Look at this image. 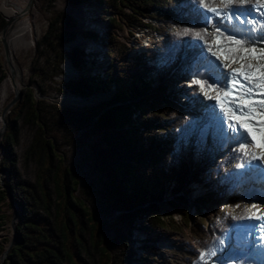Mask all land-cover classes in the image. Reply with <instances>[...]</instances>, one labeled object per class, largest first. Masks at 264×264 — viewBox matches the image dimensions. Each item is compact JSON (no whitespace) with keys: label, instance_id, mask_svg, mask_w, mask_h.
Returning <instances> with one entry per match:
<instances>
[{"label":"rangeland","instance_id":"1","mask_svg":"<svg viewBox=\"0 0 264 264\" xmlns=\"http://www.w3.org/2000/svg\"><path fill=\"white\" fill-rule=\"evenodd\" d=\"M250 1L247 0V3ZM205 3H209L210 6H219L220 0H205ZM237 6V4L230 5L233 9ZM121 8L124 12H130L129 8ZM199 9L202 10L203 6H200ZM61 12L75 15L79 21L77 27L66 30L64 36L67 38L70 35L76 37L66 47L68 56L73 59H75L73 49L81 46L82 43H84L85 52L96 48L102 49L98 42L87 40L84 35L82 36L86 26L101 34L111 32L110 35L117 39L116 43L120 52L114 55L116 61L113 59L110 61L111 59L106 56V51L99 52V62L105 63L104 67L107 66L113 73L118 70L144 73L146 68L156 74H159V70L163 68L171 72L174 71L173 74H164L163 79L155 82L147 76V80L151 81L148 86L149 89L152 88V91L154 88L160 90V95L154 94L153 97L155 98L151 97L148 100L162 102L161 106H157L158 110L154 109L156 114L150 115L151 119H157L150 127L154 131L150 136L156 135V142L160 145V151L165 150L162 153L163 159L160 164V168L166 171V179L163 185L164 195L163 200L157 204L163 212V220L165 225H169V229L157 228L153 235L146 234L139 228V225L143 223L140 220L136 221L131 228L117 223L119 212L97 216V219L107 227L109 238L115 236V228H119L127 236L130 250L134 255L129 264H142L138 260L144 256H148L146 257L149 258L147 259L148 264H203L199 256L202 250L215 252V255L206 257L210 264H220L218 259L220 257L224 258L225 264H264V160H252L253 167L249 166L251 154H259L264 150L260 147L259 135H257L255 147L252 146L251 137H248L247 151L249 155L245 156L244 151L239 150L238 143L227 139L225 136L221 138L217 136V133H214V123L213 129L206 125L208 121L203 118V112L212 108H205V105L215 104L217 93H222L225 89L219 84L209 88V81L201 75L193 76L192 73L197 71L198 65L204 63L207 57L216 60L217 63L221 64V67L227 61L217 60L208 51L210 46L215 49L212 40L217 35L216 27L211 28L209 25L205 27L206 32L209 33L207 42L195 37L197 28L202 25L198 21L203 19V17L200 18L199 13L197 14L195 0H170L168 5L159 9L153 7L148 14L141 16V19L148 24V27L143 28V30L131 26V23L126 22L120 11L116 9L106 12L101 9H94L92 6L89 7L88 4L76 8L71 6L67 0H35L31 9L30 21L33 24V36L36 38V42L30 50L21 52L17 57L26 83L22 89L21 98L25 95L24 92L30 88L38 100L63 107L79 108L99 104L105 101L106 97L105 95L102 96L103 94H98L90 99H81V103H63L55 98L61 94L71 95L68 92H61L60 85L63 81L78 75L77 69H74L76 68L74 63L68 61L63 65L66 71L65 75L56 78L54 81L46 80V73L51 72L52 67L49 61L53 62V60L51 59V50L45 46L44 36L58 13ZM230 14L216 16L208 12V17L212 24H218L220 21L224 22L226 16ZM112 16L115 17L118 25L112 26L109 21ZM7 24V18L0 11V76L1 70L6 76L8 74L5 66V45L2 40ZM185 28L189 29L187 35H177V32ZM225 29V27L220 26V32L223 33V36L233 34L225 31ZM147 36L153 37L154 41L157 43L161 41V43L156 44V46L152 44L156 49L153 51L150 49L147 55L142 54L140 57V53L144 52L142 49L145 48ZM47 40L52 41L51 37ZM178 43L181 44L180 47H176ZM199 47H203L205 54L203 57L199 53ZM175 52L177 57L174 54L171 56ZM238 67H240L239 63H231V68ZM68 69L73 72L70 73ZM224 71L227 72L230 69H224ZM200 72H203V68L200 69ZM197 79L203 81L204 91L208 93L207 96L201 90V85L194 83ZM149 92L146 89L142 94H140L141 92L138 93L142 98ZM167 95L173 106H167L162 101ZM12 107L6 111V127ZM214 111L216 114L221 112L218 104ZM163 121L169 127L165 137L161 135L158 129ZM219 126L217 123L216 127L219 128ZM19 128L21 134L16 151L19 165L23 176L36 183L40 165L37 160L27 157V150L33 139L35 129L24 125L22 121H19ZM138 130L142 132L143 126L139 125ZM98 137V134L88 132L77 143L71 145L60 143L59 153L65 166L74 169L79 175L80 187L77 194L90 202L89 204L94 202L97 207H103L105 203L101 193L105 194V191L102 186L107 181L88 156L90 146L94 141H97ZM243 142L240 141V143ZM170 151L175 156L177 155L185 166L194 169L199 176L197 179H193L192 176L185 175V178L182 179L185 183L184 186L176 190L177 174H180L181 170L170 171L168 165H172V162L176 160L175 156L170 155ZM2 156L3 149L0 147V160ZM238 164L242 167L237 168L236 165ZM0 177L4 181L7 178L6 176L2 177L1 173ZM213 193L218 196V199L214 201L211 197ZM207 194L206 201H199L201 196ZM178 196L185 197L184 211L179 212L171 207V202L183 206L182 203L175 200ZM13 211L14 209L10 210L9 208L10 217L5 225L6 230L0 231V240L10 238L7 249L14 237L11 223ZM203 214L207 216V219L202 222ZM185 223L188 225L186 226ZM221 239L225 241L224 245L219 243ZM95 256L98 257L97 254Z\"/></svg>","mask_w":264,"mask_h":264},{"label":"trees","instance_id":"2","mask_svg":"<svg viewBox=\"0 0 264 264\" xmlns=\"http://www.w3.org/2000/svg\"><path fill=\"white\" fill-rule=\"evenodd\" d=\"M67 2L76 8L88 4L89 7L106 12L116 9L131 26L145 28L148 24L141 16L148 14L153 7L159 9L168 5L170 0H67ZM121 7L129 8L130 12H124ZM237 8L240 9L236 14L239 19L220 21L218 24L236 34L235 39L247 40L249 35L255 37L264 33V6L257 3V0H251L250 3L238 5ZM198 13L200 18H204V14L208 16L207 8L204 7L202 10L197 9ZM54 20L44 36L45 46L51 50L53 60L49 61L52 67L51 72L46 73V80L52 81L65 74L63 65L67 59H71L66 46L76 37L72 35L64 37L65 31L79 24L75 16L64 12L58 13ZM109 21L112 26L118 25L114 16L110 17ZM201 24L202 27L199 26L196 31L200 32L204 37L203 41L207 42L209 37L205 29L207 25ZM208 25L211 28L217 26L212 23ZM253 29L255 31H251ZM110 33L101 34L85 26L82 36L98 42L102 49L96 48L85 52L84 43L75 47L74 61L80 76L77 79H67L60 85L61 92L81 97L103 94L102 96L106 97L105 101L93 106L63 107L38 100L33 90L29 88L11 108V116L7 120L2 138L3 156L0 160V170L3 176L7 177L3 185L0 177V231L6 230L5 225L10 217L9 208L10 210L16 208L18 217L13 244L10 243L7 249L10 238L0 240V264H129L134 255L130 250L127 236L119 228H115V236L108 238L107 227L96 219V216L113 214L115 209L121 211L117 223L129 228L140 220L143 223L139 228L146 234L153 235L157 228L169 229L157 204L163 200L164 195L166 171L160 168V164L165 150L160 151L156 135L150 136L154 132L150 127L157 121L156 118L151 119L150 115L156 114L154 109L158 110L157 106H161L162 102L148 100L160 95V90L154 87L153 91L152 88L149 89L151 81L147 80V76L155 82L163 79L164 74H173L174 71L163 68L156 74L146 68L144 73L139 71L131 73L130 70H118L113 73L107 66L104 67L105 63L99 62V52L105 51L110 61L117 60L114 55L120 52V48L117 46V39ZM50 37L52 41L47 40ZM180 45L178 43L176 47ZM255 46L264 45L257 41ZM173 54L177 57L176 52L171 56ZM1 72L0 86L6 77L2 70ZM146 89L150 91L149 94L140 98L138 92L142 94ZM162 101L167 106H173L168 95ZM202 116L208 121L206 125L211 129L213 123L215 124L214 133H217V136L231 139V134L225 131L229 124L227 119L223 123L224 130H221L222 111L216 114V111L206 109ZM19 121L35 129L27 157L37 160L40 165L36 183L23 176L19 165L16 152L21 134ZM217 123L220 125L219 128L216 127ZM139 125L143 126L142 132L138 130ZM158 129L165 137L169 127L163 121ZM88 132L99 136L90 146L88 156L107 181L102 186L105 191V194L101 193L105 203L103 207H97L94 202L89 204L90 202L77 194L80 187L79 175L74 169L65 166L59 153L60 143L70 145L77 143ZM170 155L175 156L172 151ZM175 159L168 167L171 172L181 170L180 174H177L176 190L184 186L182 179L185 175L188 174L193 179L199 176L190 166H185L177 155ZM9 191L12 193L11 200ZM207 197L208 194L201 196L199 201L204 202ZM211 197L213 201L218 199L216 193ZM175 200L183 206L171 202V207L179 212L184 211L185 197L178 196ZM205 219L207 216L203 214L201 221ZM146 257L148 256L138 261L148 264L149 258Z\"/></svg>","mask_w":264,"mask_h":264},{"label":"snow or ice","instance_id":"3","mask_svg":"<svg viewBox=\"0 0 264 264\" xmlns=\"http://www.w3.org/2000/svg\"><path fill=\"white\" fill-rule=\"evenodd\" d=\"M257 3L264 6V0H257ZM195 4L197 9L203 6L207 8L208 12L216 16L231 13L226 16V19L230 21L232 19H239L235 13L240 11L239 8L233 9L230 5L237 4L243 6L247 4V0H220L219 6H210L209 3H205V0H195ZM198 22L205 25L212 23L207 14H204V18ZM225 31H228V29H225ZM188 32L189 29L185 28L177 32V35H187ZM216 33L217 35L212 40L215 49L210 46L208 51L217 60L227 62L221 67V64L217 63L216 60L207 57L204 63L198 65L197 71L192 73V75L204 77L210 82L209 88L212 85L219 84L225 89L222 93H217L215 104L205 105V108L211 107L214 111L216 105H219L222 111V116H220L221 130H224L223 123L227 119L229 124L225 131L231 134L230 138L233 142L239 144V150H243L245 156H248V137H251L252 146L255 147L256 138L259 135L260 147L264 150V46H255L257 41L264 45V33L255 37L249 35L247 40L235 39L234 35L236 34L223 36V33L220 32V24L216 26ZM194 35L200 39L204 38L200 32H196ZM199 53L202 57L205 55L203 47H199ZM246 60L248 62H245ZM251 60H255L256 62L252 63ZM232 62L239 63L240 67L231 68ZM201 68H203V72H200ZM224 69H230V71L226 72ZM194 83L201 85V90L204 91L205 86L202 80L197 79ZM204 94L207 96V91H204ZM240 141L244 142L240 143ZM252 160H264V151H261L259 154H251L250 167H253ZM236 167L241 168L242 165L238 164ZM219 243L224 245L225 241L221 239ZM209 255H215V252L211 250H202L200 252V260L203 264H210V261L206 259ZM218 259L220 260V264H225L223 257Z\"/></svg>","mask_w":264,"mask_h":264},{"label":"bare ground","instance_id":"4","mask_svg":"<svg viewBox=\"0 0 264 264\" xmlns=\"http://www.w3.org/2000/svg\"><path fill=\"white\" fill-rule=\"evenodd\" d=\"M34 1L0 0V11L8 20L4 31L5 66L8 74L0 86V133L3 129L2 116L3 114L6 115L5 107L7 102L12 97L19 96L22 93V89L26 86L21 68L17 62V57L21 52L30 50L36 42V38L33 36V24L30 21ZM68 71L70 73L73 72L71 69H68ZM55 98L63 103L82 102L81 99L68 94H61L55 96Z\"/></svg>","mask_w":264,"mask_h":264},{"label":"water","instance_id":"5","mask_svg":"<svg viewBox=\"0 0 264 264\" xmlns=\"http://www.w3.org/2000/svg\"><path fill=\"white\" fill-rule=\"evenodd\" d=\"M73 16H75V15H73ZM76 17V16H75ZM70 37V36H69ZM3 40V43H4V45H5V42H4V39H2ZM73 42V41H72ZM72 42H70L69 43V45L72 43ZM67 47V46H66ZM71 57V56H70ZM69 61V63H74V67H76V63H75V61H74V59L71 57V59H67V61L65 62V63H67ZM74 69H77L76 71H78L77 73H78V75H77V77H75V78H72V79H77L79 76H80V71H79V69L76 67V68H74ZM65 73H66V71H65ZM65 75V74H64ZM69 93V92H68ZM69 94H71V96H73V97H75V98H79V99H90L92 96H87V97H81V96H77V95H74V94H72V93H69ZM21 95H22V93H20V95L19 96H15L8 104H7V106L5 107V112L10 108V107H12L14 104H16L19 100H20V98H21ZM2 121H3V129H2V132L0 133V147L2 148V138L4 137V132H5V128H6V118H5V115L3 114V116H2ZM0 173L2 174V170H0ZM3 177V176H2ZM1 182H2V185L4 184V180H2L1 179ZM4 187H6L5 185H4ZM9 197H10V200L12 199V193H11V191H9ZM113 212H119V215H120V213H121V211L120 210H117V209H115ZM17 217H18V213H17V210H16V208H14V211H13V215H12V220H11V223H12V228H13V231H14V237H15V229H16V223H17ZM96 219H97V216H96ZM98 220V219H97ZM99 221V220H98ZM14 237H13V239H12V241H11V245L13 244V242H14ZM109 238V237H108Z\"/></svg>","mask_w":264,"mask_h":264}]
</instances>
